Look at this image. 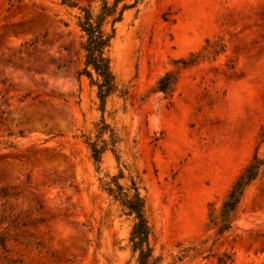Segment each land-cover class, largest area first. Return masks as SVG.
<instances>
[{
	"label": "rangeland",
	"instance_id": "1",
	"mask_svg": "<svg viewBox=\"0 0 264 264\" xmlns=\"http://www.w3.org/2000/svg\"><path fill=\"white\" fill-rule=\"evenodd\" d=\"M72 1L0 0V264H138L133 217L102 185L120 172L125 187L140 181L153 264H221L224 253L227 264H264V166L233 228L208 227L211 207L255 154L264 159V0L125 10L104 112L79 74V7L101 0ZM168 71L178 81L165 95L156 87ZM102 116L122 141L119 159L107 150L97 165L84 135Z\"/></svg>",
	"mask_w": 264,
	"mask_h": 264
},
{
	"label": "trees",
	"instance_id": "2",
	"mask_svg": "<svg viewBox=\"0 0 264 264\" xmlns=\"http://www.w3.org/2000/svg\"><path fill=\"white\" fill-rule=\"evenodd\" d=\"M122 1L101 0L100 8L97 11L89 7H79L78 27L82 33L81 49L84 52V67L79 74L86 75L91 83L97 87L102 112L105 111L108 97L118 90L109 56L112 40L116 35L115 25L122 20L125 10L137 5L140 0H136L130 5L123 4L120 7ZM62 4L69 7L78 6L72 0H62ZM183 62L185 65L189 64L187 61ZM177 81L178 75L173 71H168L159 79L156 90L165 95H170ZM94 132V135H84V142L94 163L100 165L102 156L107 150H111L119 159L117 148L122 139L116 129L107 123L103 116L100 121L95 123ZM261 138L263 142L264 132ZM263 166L264 159L255 154L234 182L219 211L217 212L214 207H211L208 227L216 229L218 236H223L233 228L239 217L245 192L257 179ZM123 177V173L120 172L118 175L108 177L109 180H105L102 185L108 195L120 205L122 211L133 217L130 244L132 252L137 253V263L153 264V249L149 242L151 227L146 217V199L141 193L140 181L135 177H130V185L125 187L120 183V179ZM0 246L4 250L6 249V236L4 235H0ZM233 261L232 255L228 253H224L218 259L221 264L232 263ZM7 263L17 264L13 260H9Z\"/></svg>",
	"mask_w": 264,
	"mask_h": 264
}]
</instances>
